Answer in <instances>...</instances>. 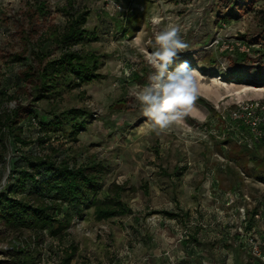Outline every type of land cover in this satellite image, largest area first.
<instances>
[{
	"label": "rangeland",
	"instance_id": "374dc122",
	"mask_svg": "<svg viewBox=\"0 0 264 264\" xmlns=\"http://www.w3.org/2000/svg\"><path fill=\"white\" fill-rule=\"evenodd\" d=\"M233 2L0 0V88L10 96L3 107L19 112L13 127L25 142H33L24 147L0 127L5 158V163L0 158V191L24 152L44 149L46 154L52 146L71 163L98 166L104 177L99 198L120 196L128 209L124 216L102 221L93 208L86 209L62 237L44 232L36 243L33 233H15L0 224L2 264H65L71 255L70 264H264L248 247L253 238L264 251V182L256 177L264 171V143L253 141L252 147L260 146L253 162L245 149L247 129L229 119L240 102L264 106V87L216 74L241 68L252 73L264 63V0H239L234 7ZM74 10L88 12L86 27L96 38L78 49L99 56L102 78L74 86L57 100H37L36 43L43 37L52 42ZM121 20L129 29L126 35L117 32ZM169 24L180 28L188 44L172 67L187 61L197 92L184 116L154 129L136 93L154 72L155 36ZM45 50V63L60 55L54 43ZM242 54L248 55L242 62L232 58ZM15 55L21 59L14 61ZM32 66L27 80L24 73ZM11 101L16 102L12 110ZM25 105L35 108L43 122L55 110L76 108L89 115L81 119L85 127L78 135L51 134L41 147L39 121H24ZM237 127L244 142L234 137ZM234 239L245 243L235 247Z\"/></svg>",
	"mask_w": 264,
	"mask_h": 264
},
{
	"label": "trees",
	"instance_id": "16d2710c",
	"mask_svg": "<svg viewBox=\"0 0 264 264\" xmlns=\"http://www.w3.org/2000/svg\"><path fill=\"white\" fill-rule=\"evenodd\" d=\"M238 1L234 0L232 6L234 7ZM240 1L247 2L248 0ZM69 14H67L69 17L66 26L59 28V32L53 35L54 40L50 41L60 48L58 58L44 62L49 56L45 47L50 44L45 37L36 43L38 50L32 53L35 55L33 61L37 68L34 73L38 80L34 88L38 94L37 100H57L62 98L64 91H69L74 86L91 84L102 78V75L98 73L99 56L94 52L78 49V46L85 47L96 38L95 32L86 27L88 12L74 10ZM116 27L117 32L124 35L129 33L124 20L116 21ZM44 42L47 43L44 44ZM246 57L248 55L242 54L232 58L242 62ZM20 59L18 55H15L13 60ZM33 67H31L32 72L24 73L27 80L33 76L35 69ZM245 70L241 68L240 71L233 73L218 71L216 74L224 80L239 78L247 84L264 87L263 60H261V65L250 69L252 73H247ZM256 71L261 73L256 74ZM9 98L8 93L0 88V127H6L17 143L24 147L30 146L33 142H25L22 135L17 133L16 126L13 127L14 119L20 116L19 112H5L6 107H3V102ZM11 98L16 99L13 96ZM22 108L26 113L24 121L36 119L39 121L40 134L36 141L41 147L51 141V134L59 133L65 138L78 135L85 127V121L81 119L89 115L82 109L73 108L63 111L54 109L55 111H51L49 115L52 119L49 122H43L37 116V110L31 105H25ZM259 148L257 143L253 147L249 144L245 145L253 162L257 161ZM47 150L50 152L46 154L43 153L44 149L41 154L24 152L22 159L13 165L7 183L0 191V224L2 226L15 233H33L34 243H36L44 237V232L52 237H62L72 226L75 216H82L86 209L93 208L94 215L99 221L124 216L128 213L120 196L116 200L99 198L104 177L98 166L71 163V159L62 156L52 146ZM0 158L5 163L4 156L0 155ZM257 169L261 170L260 167ZM256 177L264 182V171H258ZM233 241L235 247L236 244H239L238 246L242 244L237 243L235 239ZM73 257L74 255L68 256L65 264H70ZM18 259L25 260L26 257Z\"/></svg>",
	"mask_w": 264,
	"mask_h": 264
},
{
	"label": "clouds",
	"instance_id": "9594fccd",
	"mask_svg": "<svg viewBox=\"0 0 264 264\" xmlns=\"http://www.w3.org/2000/svg\"><path fill=\"white\" fill-rule=\"evenodd\" d=\"M186 48L188 44L181 38L180 28L176 25H167L155 36V50L150 57L154 72L148 83L136 93L143 115L154 129L166 128L180 119L196 99L194 69L187 61L172 67L174 59ZM15 106V101L7 105L10 110Z\"/></svg>",
	"mask_w": 264,
	"mask_h": 264
},
{
	"label": "built area",
	"instance_id": "2783aa9c",
	"mask_svg": "<svg viewBox=\"0 0 264 264\" xmlns=\"http://www.w3.org/2000/svg\"><path fill=\"white\" fill-rule=\"evenodd\" d=\"M229 119L232 123L239 125L238 127L243 128L242 130L247 129L249 138L246 142H249V146L253 144V141L264 143V106L261 103L256 101L240 102L237 107L229 113ZM238 127L234 137L244 142V137L239 135ZM241 128H239V131ZM239 243L243 244L245 241ZM248 247L253 254L262 257V262H264V251L260 250V244L257 239L255 241H253V238L249 239Z\"/></svg>",
	"mask_w": 264,
	"mask_h": 264
},
{
	"label": "crops",
	"instance_id": "0c3cea01",
	"mask_svg": "<svg viewBox=\"0 0 264 264\" xmlns=\"http://www.w3.org/2000/svg\"><path fill=\"white\" fill-rule=\"evenodd\" d=\"M239 264V263H238ZM244 264H250V263H248V262H245Z\"/></svg>",
	"mask_w": 264,
	"mask_h": 264
}]
</instances>
